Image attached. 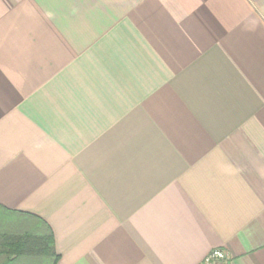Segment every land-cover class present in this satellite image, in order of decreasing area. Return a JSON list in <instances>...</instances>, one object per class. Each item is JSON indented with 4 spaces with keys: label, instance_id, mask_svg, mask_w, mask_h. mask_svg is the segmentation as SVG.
I'll return each mask as SVG.
<instances>
[{
    "label": "crops",
    "instance_id": "1",
    "mask_svg": "<svg viewBox=\"0 0 264 264\" xmlns=\"http://www.w3.org/2000/svg\"><path fill=\"white\" fill-rule=\"evenodd\" d=\"M48 230L54 264H264V0H0V232Z\"/></svg>",
    "mask_w": 264,
    "mask_h": 264
},
{
    "label": "trees",
    "instance_id": "2",
    "mask_svg": "<svg viewBox=\"0 0 264 264\" xmlns=\"http://www.w3.org/2000/svg\"><path fill=\"white\" fill-rule=\"evenodd\" d=\"M50 259L52 264L57 259L55 255L52 234H11L0 232V264H19L29 259Z\"/></svg>",
    "mask_w": 264,
    "mask_h": 264
},
{
    "label": "built area",
    "instance_id": "3",
    "mask_svg": "<svg viewBox=\"0 0 264 264\" xmlns=\"http://www.w3.org/2000/svg\"><path fill=\"white\" fill-rule=\"evenodd\" d=\"M202 264H231V256L223 248L213 249L203 258Z\"/></svg>",
    "mask_w": 264,
    "mask_h": 264
},
{
    "label": "rangeland",
    "instance_id": "4",
    "mask_svg": "<svg viewBox=\"0 0 264 264\" xmlns=\"http://www.w3.org/2000/svg\"><path fill=\"white\" fill-rule=\"evenodd\" d=\"M26 231H28V229H26ZM35 264H39V263H44L45 262V260L44 259H40V260H35V261H33Z\"/></svg>",
    "mask_w": 264,
    "mask_h": 264
}]
</instances>
